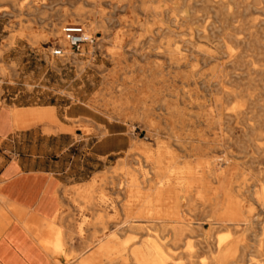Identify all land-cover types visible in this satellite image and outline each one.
<instances>
[{
	"label": "rangeland",
	"instance_id": "rangeland-1",
	"mask_svg": "<svg viewBox=\"0 0 264 264\" xmlns=\"http://www.w3.org/2000/svg\"><path fill=\"white\" fill-rule=\"evenodd\" d=\"M187 1L188 21L178 23L170 0H0V109H53L59 129L19 124L0 140V150H51L71 182L86 181L64 194L70 204L59 216L62 263L55 264H78L95 252L101 255L93 264H137L134 253L145 252L147 242L159 245L167 264H219L211 244L226 234L240 240L238 264H264V204L252 195L264 192V0H237L229 9L212 6L214 0ZM67 23L83 24L93 38L79 53L57 36ZM58 45L65 56L50 54ZM113 45L123 46L119 58L109 53ZM211 46L219 58L205 57ZM169 48L187 63L171 65ZM229 52L236 54L232 62ZM193 73L197 84L188 78ZM212 74L231 81L214 83ZM226 90L236 97L228 99ZM7 129L0 125V133ZM133 144L171 150L181 165L196 166L201 181L179 198L185 230L173 229L174 220L124 225L142 204L131 203L118 183L130 172L146 192L156 180V166L137 162L141 149ZM92 180L95 205H87L76 191ZM224 193L244 196L247 221L239 230L210 226L223 210ZM146 253L152 261L151 247Z\"/></svg>",
	"mask_w": 264,
	"mask_h": 264
},
{
	"label": "bare ground",
	"instance_id": "bare-ground-1",
	"mask_svg": "<svg viewBox=\"0 0 264 264\" xmlns=\"http://www.w3.org/2000/svg\"><path fill=\"white\" fill-rule=\"evenodd\" d=\"M170 1L171 2H170L168 9L172 12H176V15H172L171 17L173 18V16H175L174 19H171V20H174L175 22H178V23H187L188 17L186 16L185 8L187 6H190V3L187 0H170ZM235 1L237 0H214V2L212 1V6L215 5V6L225 7L229 9L231 8V3ZM57 36L58 37L63 36L62 31H58ZM236 40L238 42L240 41L238 38H236ZM60 43L62 46H64V48H66L65 40L60 38ZM122 48H123L122 45H119V46L113 45L112 47H110L109 53L113 58L114 57L119 58ZM176 49L169 48L167 49L168 53L166 54H169L171 65H173L175 68H180L181 66L187 63V58L185 56L176 58L173 55L174 52L178 53V50ZM205 52H206V55L205 54H202V55H205V57L207 56L206 58L208 59H217L222 54L221 52L217 50L216 46H211V48H209ZM234 58H236V54L233 52H229L227 61L232 62ZM1 70L2 69L0 68V71ZM216 73H217V70H216ZM211 77L216 79L214 83L221 82L220 84H223V85H224V82L226 83V81H229V82L231 81V79L227 78V75H224V76L214 75L213 76L212 74ZM188 78L191 79L193 84H197V78H195L194 73L188 76ZM225 92H226V96L228 99H233V97H236L237 95L236 92L232 90H226ZM184 97L185 96L183 95L182 98ZM224 109L225 108L223 107L222 104L217 106V119L216 120L219 121L222 119V116L224 115L223 113ZM36 115L39 119L40 125H45V124L56 125L55 123H53L54 121H52L53 117L51 116V112L49 110L40 109L39 111L36 112ZM228 115L231 116L232 114H228ZM26 116L27 114L24 111H20L17 108H12V109L2 108L0 109V125H2L4 128L12 127V129H15L18 127L22 119L25 118ZM236 117L238 116L236 115ZM56 127L58 129V125H56ZM140 145H141V148L136 146V144H133L132 146L133 149H139V150L141 149L140 152L138 153V156H137L138 158H136V160L137 162L141 161L143 165H150V164L155 165L156 170H154L155 171L154 174L156 176V180L154 184L152 185V187L150 188V190L149 191L146 190V192H141L138 186L139 183H138L137 177L130 172L127 173V175H129L127 179L120 181V183H118V184L123 183L126 185V188L129 192L130 197L133 198L130 200L131 203L135 201L137 202L140 201L142 204V205L140 204L142 206L141 208L129 214L130 219L126 221L124 225L131 226V224H133L134 222L143 221L140 219H146L145 221H150V222L151 220L153 221L155 220H174L176 222V225H174V228L173 227L172 228L175 230L180 229L181 231L182 229L186 227L187 221H185V218H182L179 215L180 213L179 198L182 197L183 193H188L187 189H189L194 184L199 183L201 181V178L197 173L196 166L192 168L191 166L181 165V163L178 161V156L175 155L174 152H172L171 150H166L165 148L162 150V148H158L156 151H151V147L149 146V144L148 145L140 144ZM165 153L168 154L169 157L164 162L163 157L165 156L164 155ZM177 186L182 188L181 191L175 189V187ZM85 187L86 188L84 190L76 191L78 199L85 200L87 205H90V204L95 205V196L93 194L96 188L95 180H92L91 182L86 183ZM252 195H254L255 200L259 204H264V192H260L259 190H256L254 191ZM103 198H99L101 202L103 201ZM210 199L212 201L208 202V207L211 208V206L216 202V201L214 202L215 196ZM222 203H223V210L219 216L212 218L210 222L211 227L230 225L232 226L234 230H239V228L242 225L246 226L247 220H246L245 210H243L244 196L242 193L237 194V197L235 199L230 198L227 193H224V201ZM10 206L12 205L10 204ZM247 212L248 213L251 212V208H249ZM192 224H198L199 226L200 222L190 221L188 226ZM35 227L37 226L35 225ZM164 227L165 226H163L162 228ZM188 228L190 229V227ZM43 229L48 231L52 236L51 239L50 237H45L41 239V243L44 245V247L51 246L52 250L55 253H58L59 251H61L62 246H63V237L61 235V230L58 227L53 226L52 223L48 221L44 222ZM76 230L80 232L82 230L81 225H79L78 229ZM239 242H240L239 239L235 237L233 238L229 234L215 237L212 240V244H211V246L213 247L214 253H215L214 255L215 260L219 264H238L237 261L233 259V256L236 253L237 247L241 245L239 244ZM146 245H147L146 246L147 250L145 252L141 250L139 251L137 250L134 253L135 259L138 261L137 264H167L166 258L164 254L161 252L159 245H156L153 242L152 243L147 242ZM148 247L149 248L151 247V250L154 252L152 256V261H150L149 255L146 253L148 251ZM97 255L98 253L95 252L92 255L88 256L87 258H84L81 261H79L78 264H93L94 261L98 260L97 257H100L101 254H99L98 256ZM244 264H254V263H252V260L247 259L246 261L244 260Z\"/></svg>",
	"mask_w": 264,
	"mask_h": 264
},
{
	"label": "crops",
	"instance_id": "crops-1",
	"mask_svg": "<svg viewBox=\"0 0 264 264\" xmlns=\"http://www.w3.org/2000/svg\"><path fill=\"white\" fill-rule=\"evenodd\" d=\"M36 112L25 111L27 116L20 124L26 126L19 128L40 124ZM50 112L54 117V110ZM11 132L12 127L0 133V140L5 142ZM7 154L14 156L5 160ZM55 156L51 150L13 153L8 145L0 150V264H55L56 260L62 263V257L51 246L41 243L42 238L52 237L43 229L44 222L60 227L59 216L65 211L62 207L69 203L65 192L69 194L73 186L86 181L71 182ZM73 248L79 252L83 247L74 244Z\"/></svg>",
	"mask_w": 264,
	"mask_h": 264
},
{
	"label": "built area",
	"instance_id": "built-area-1",
	"mask_svg": "<svg viewBox=\"0 0 264 264\" xmlns=\"http://www.w3.org/2000/svg\"><path fill=\"white\" fill-rule=\"evenodd\" d=\"M61 31L68 47L74 53H79L85 44L93 42L92 36L87 33L81 23H67L61 28ZM50 54L55 57H63L65 56V51L63 47L58 45L51 48Z\"/></svg>",
	"mask_w": 264,
	"mask_h": 264
}]
</instances>
